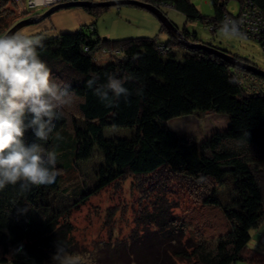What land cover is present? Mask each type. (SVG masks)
<instances>
[{"label":"trees","instance_id":"obj_1","mask_svg":"<svg viewBox=\"0 0 264 264\" xmlns=\"http://www.w3.org/2000/svg\"><path fill=\"white\" fill-rule=\"evenodd\" d=\"M107 1L116 0L102 2ZM135 1L151 4L163 14V9H175L188 22L203 23L212 33L219 30L224 16L240 20L249 9L260 11L264 21V0H234L240 5L236 15L227 10L231 0H210L213 17L203 16L190 0ZM8 2L0 0V35L31 13L24 11L22 18L6 26ZM75 2L93 1L70 3ZM107 9H83L95 21L74 33L50 35L46 29L38 34L44 38L38 55L49 67L51 78L69 86L72 103L61 109L56 128L44 144L57 155L56 181L28 191H21L19 184L0 190V264H51L57 242L71 253L76 245L72 213L128 177L142 180L148 197L159 196L151 209L143 207L141 219L147 230L112 246L116 263L264 264V246L260 244L263 248L259 250L250 246L253 231L264 225V78L208 50L186 46L163 25L160 33L167 36L166 43L157 38H102L96 24L100 11ZM176 28L191 44L209 46L258 69L200 41L196 33ZM258 29L259 39L250 40L264 48V25ZM241 32L247 38V32L242 28ZM101 50L107 52L104 64L98 57ZM177 50L185 51L182 59ZM109 75L131 77L124 84L130 92L127 100L113 98L112 107H106L87 87L92 76L103 84ZM231 77L238 82L230 83ZM193 114L226 115L230 125L200 143L169 129L170 120ZM112 128L129 129L133 134L106 137L105 130ZM25 140H34L30 131ZM95 149L102 152L105 169L92 192L81 184L77 161L90 160ZM65 174L73 181V189L63 185ZM167 177L188 190L199 202L198 210L178 219L172 214L166 199ZM229 179L233 187L225 204L219 190ZM55 192L75 198L61 215L52 207ZM190 231L197 235L195 240L186 238Z\"/></svg>","mask_w":264,"mask_h":264},{"label":"rangeland","instance_id":"obj_2","mask_svg":"<svg viewBox=\"0 0 264 264\" xmlns=\"http://www.w3.org/2000/svg\"><path fill=\"white\" fill-rule=\"evenodd\" d=\"M94 3H102L106 0H91ZM203 16H214V9L210 0H190ZM15 2L16 6L13 4ZM9 12L5 17V23L12 25L18 19L22 18L21 7L18 0H9ZM240 5L237 1L228 2L227 10L230 13L237 14ZM51 8H38L31 10L28 16H23V20L35 19L41 17ZM168 19L174 23L180 31L186 29L190 33H196L199 40L219 48L220 50L230 52L232 55L239 57L244 61H248L264 72V48L257 42L244 37L227 38L219 33H212L207 26L200 22H188L186 17L175 9H163ZM19 21V22H21ZM95 19L83 9H63L57 11L50 17L41 22L24 27L33 34H40L46 29L51 35L74 33L81 26L92 24ZM17 24V23H16ZM15 24V25H16ZM161 22L158 18L148 10L137 8L134 6L110 7L107 10L100 11L97 19V30L102 38L110 40H121L129 38H157L160 43H166L167 36L160 33ZM22 30V29H21ZM107 52L101 50L98 57L103 61ZM185 51L177 50L176 54L182 59ZM103 58V59H102ZM100 61V62H101ZM78 125H82L80 120ZM229 117L226 115L213 114L209 116H201L193 114L172 119L168 122L170 130L177 132L182 136L193 137L198 143L212 136L214 133H221L228 129ZM133 131L129 129H106L105 135L108 138H127L132 136ZM81 143L83 141L81 140ZM104 157L101 151L95 149L90 160L78 162V176L82 186L87 191H94L100 179L101 172L104 171ZM63 185L67 188H74L71 185L73 181L68 174L63 176ZM168 193L166 199L170 208L173 209L172 214L178 219L188 216L194 210H198L200 204L191 198L187 189L180 188L175 181L167 177ZM142 180L128 177L120 183L111 185L83 205L80 209L74 211L71 215V221L75 226L73 233L75 246L71 248L70 255L78 256L80 264H118L112 257V246L125 241L134 232L140 235L147 230V224L141 216H143V207L151 209L154 198L159 195L153 193L148 197L146 187L142 184ZM232 180H227L225 187L220 189V198L225 204L229 201L230 192L232 190ZM74 197H67L61 193L55 192L51 198L52 207L61 215L64 209L71 206ZM168 204H165L168 207ZM143 209V210H142ZM193 215V214H192ZM149 231H154V227L149 226ZM260 233H263L260 236ZM197 235L190 231L186 238ZM264 225L258 231H253L250 246L253 249H262L260 244L263 243ZM264 253V252H263ZM111 254V255H110ZM179 264L185 262L179 261ZM238 264H245L239 262Z\"/></svg>","mask_w":264,"mask_h":264},{"label":"clouds","instance_id":"obj_3","mask_svg":"<svg viewBox=\"0 0 264 264\" xmlns=\"http://www.w3.org/2000/svg\"><path fill=\"white\" fill-rule=\"evenodd\" d=\"M241 24L226 15L219 22V33L227 38L242 36ZM43 39L23 29L0 35V190L17 184L21 191L51 185L59 174L57 155L44 144L56 128L61 109L72 103V94L69 86L51 78L49 67L39 57L37 49L43 48ZM127 79L131 77L109 75L106 83L97 84L98 77L92 76L87 87L106 107H112L113 98L127 100L130 95L124 86ZM229 82L238 81L231 77ZM29 131L34 137L31 143L25 140ZM51 264H80V258L57 242Z\"/></svg>","mask_w":264,"mask_h":264},{"label":"water","instance_id":"obj_4","mask_svg":"<svg viewBox=\"0 0 264 264\" xmlns=\"http://www.w3.org/2000/svg\"><path fill=\"white\" fill-rule=\"evenodd\" d=\"M121 6H136L145 10H148L152 14H154L158 20L161 22V24L168 30V32L174 37L177 38L178 40H181L186 46L193 48H201L208 50L209 52L216 54L220 56L221 58L227 60L231 64H234L235 66L247 70L249 72H253L262 78H264V72L261 70L256 69L253 66H249L248 64H245L243 62L237 61L235 58L231 57L230 55L226 54L225 52L213 49L209 46H203V45H194L191 44L190 42L186 41L183 38V35L179 32V30L176 28V26L167 18L165 14H163L159 9L156 7L152 6L151 4H148L144 1H135V0H116V1H107V2H102V3H93V2H75V3H67V4H62L58 5L55 7H52L48 12L43 14L39 18L35 19H26L21 22H18L16 25H14L5 35H11L24 27L31 26L34 24H37L41 22L42 20L47 19L57 11L63 10V9H76V8H81V9H95V8H110V7H121Z\"/></svg>","mask_w":264,"mask_h":264},{"label":"built area","instance_id":"obj_5","mask_svg":"<svg viewBox=\"0 0 264 264\" xmlns=\"http://www.w3.org/2000/svg\"><path fill=\"white\" fill-rule=\"evenodd\" d=\"M75 0H18V4L23 10H34L38 8H52L58 5L74 2ZM261 12L258 10H247L242 14L241 28L247 32V38L256 40L259 39L258 27L264 25V21L260 18ZM264 246V238L262 239Z\"/></svg>","mask_w":264,"mask_h":264},{"label":"crops","instance_id":"obj_6","mask_svg":"<svg viewBox=\"0 0 264 264\" xmlns=\"http://www.w3.org/2000/svg\"><path fill=\"white\" fill-rule=\"evenodd\" d=\"M263 233H260V236L262 235Z\"/></svg>","mask_w":264,"mask_h":264}]
</instances>
